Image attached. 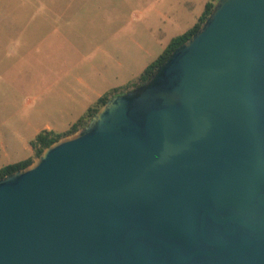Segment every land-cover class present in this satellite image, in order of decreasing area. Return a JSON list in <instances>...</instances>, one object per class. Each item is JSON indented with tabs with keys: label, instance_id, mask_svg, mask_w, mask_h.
Wrapping results in <instances>:
<instances>
[{
	"label": "water",
	"instance_id": "95a60500",
	"mask_svg": "<svg viewBox=\"0 0 264 264\" xmlns=\"http://www.w3.org/2000/svg\"><path fill=\"white\" fill-rule=\"evenodd\" d=\"M0 264H264V0L1 177Z\"/></svg>",
	"mask_w": 264,
	"mask_h": 264
},
{
	"label": "rangeland",
	"instance_id": "374dc122",
	"mask_svg": "<svg viewBox=\"0 0 264 264\" xmlns=\"http://www.w3.org/2000/svg\"><path fill=\"white\" fill-rule=\"evenodd\" d=\"M217 0H0V167L131 87ZM116 89V91H113Z\"/></svg>",
	"mask_w": 264,
	"mask_h": 264
},
{
	"label": "trees",
	"instance_id": "16d2710c",
	"mask_svg": "<svg viewBox=\"0 0 264 264\" xmlns=\"http://www.w3.org/2000/svg\"><path fill=\"white\" fill-rule=\"evenodd\" d=\"M214 3L207 2L204 5L202 13L199 15L197 21L185 30L183 33L173 36L164 47L161 53H159L152 61H150L140 72L136 81L131 83V87L127 86V90L133 89L141 84H143L151 75L152 73L158 68V66L169 56V54L174 50L178 45H180L183 41H185L192 33H194L201 23L205 20L209 12L211 11ZM116 91V89H113ZM113 95L102 94L100 95L95 103L92 106H89L86 109V112L80 116L74 123L70 125V127L61 133H56L51 129H41L38 131L34 137L29 141V144L32 148V156L27 157L26 159L8 163L0 167V178L10 174L11 172L22 168L29 164L36 156H38L41 151L48 146L53 141L57 140L61 136L69 134L78 128L86 125L94 113L98 110V108L103 105L109 98Z\"/></svg>",
	"mask_w": 264,
	"mask_h": 264
},
{
	"label": "crops",
	"instance_id": "0c3cea01",
	"mask_svg": "<svg viewBox=\"0 0 264 264\" xmlns=\"http://www.w3.org/2000/svg\"><path fill=\"white\" fill-rule=\"evenodd\" d=\"M205 3H207V2H205ZM205 3H204V5H205ZM31 147V146H30ZM31 152H32V148H31Z\"/></svg>",
	"mask_w": 264,
	"mask_h": 264
}]
</instances>
